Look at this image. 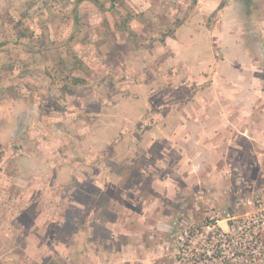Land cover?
<instances>
[{
  "label": "rangeland",
  "instance_id": "1",
  "mask_svg": "<svg viewBox=\"0 0 264 264\" xmlns=\"http://www.w3.org/2000/svg\"><path fill=\"white\" fill-rule=\"evenodd\" d=\"M98 1L0 0V264H177L264 194V0Z\"/></svg>",
  "mask_w": 264,
  "mask_h": 264
},
{
  "label": "built area",
  "instance_id": "2",
  "mask_svg": "<svg viewBox=\"0 0 264 264\" xmlns=\"http://www.w3.org/2000/svg\"><path fill=\"white\" fill-rule=\"evenodd\" d=\"M241 202L245 207L243 214L227 216L224 225L215 220L196 228L193 222L185 226L182 220L174 219L172 233L181 239V242L177 240L176 263L186 264L182 249L193 244L197 235L204 245L202 251L207 264H259L264 259V194L246 195ZM215 238L217 241L213 244Z\"/></svg>",
  "mask_w": 264,
  "mask_h": 264
},
{
  "label": "crops",
  "instance_id": "3",
  "mask_svg": "<svg viewBox=\"0 0 264 264\" xmlns=\"http://www.w3.org/2000/svg\"><path fill=\"white\" fill-rule=\"evenodd\" d=\"M167 36H169V35H167ZM234 48V47H233ZM253 46L252 45H249V46H247V50H248V52H253L254 50H253ZM258 48H259V53H260V55H262V57H263V54H264V47L261 45H259L258 46ZM237 50L238 51H242L240 48H237ZM242 63V62H241ZM262 64V65H261ZM236 65L240 68V67H242L243 68V65L242 64H240V63H236ZM242 65V66H241ZM257 64L255 63V62H253V59H250L249 61H247V67H246V72L248 73V74H250L251 73V70H252V74H253V72H254V70H256V69H258L257 68V66H256ZM259 65H261V67L263 68V69H259L260 71H262V72H264V61H263V63L261 62ZM237 67V68H238ZM236 68V67H235ZM246 73V75L248 76V74ZM261 73V72H260ZM246 76V77H247ZM255 76H257V78H256V80H253V83H248L249 82V80H246V77H245V79L243 78V80H242V82H237V85H239V87L241 88V86H242V83L243 84H246V85H254L250 90L248 89L247 90V93H245V96L244 97H242L241 99H243V100H249V101H254V100H264V86L262 85V82H261V79L260 78H263L264 77V75L263 76H260V78H259V72H256L255 73ZM252 78V77H251ZM248 79V78H247ZM234 83V82H233ZM238 92H240V90L238 91ZM244 94V93H243ZM251 127H248L247 129H246V131L245 132H240V134L242 135V136H240L241 138H242V140H247V139H245V138H247V135L246 134H248V135H252L253 134V132H257V133H261V132H263L262 130H261V132L259 131V129H256L255 127L253 128V131L250 129ZM246 133V134H245ZM158 228H161V226L159 225L158 226ZM163 228H164V226H163ZM129 250V249H128ZM127 250V251H128ZM144 252H146V251H144ZM128 253H129V251H128ZM106 255V256H105ZM145 256V257H144ZM144 256L142 255V257H140V261H141V264H150L149 263V256L147 257L145 254H144ZM118 256H114V254L113 253H108V252H104L103 253V256H100V255H97V256H94V261H98V262H101L102 264H107V263H109L110 261H111V259L112 258H114V259H116ZM153 264V263H152Z\"/></svg>",
  "mask_w": 264,
  "mask_h": 264
},
{
  "label": "trees",
  "instance_id": "4",
  "mask_svg": "<svg viewBox=\"0 0 264 264\" xmlns=\"http://www.w3.org/2000/svg\"><path fill=\"white\" fill-rule=\"evenodd\" d=\"M92 1H94L96 4L99 3L98 0H92ZM99 5H100V7H103V4H99ZM219 6H222V3H220ZM28 34H31V31L28 28H24V30L19 31V35H28ZM170 34H171V31H169L167 34L165 33L163 36L166 37L167 35H170ZM75 81H77V80H75Z\"/></svg>",
  "mask_w": 264,
  "mask_h": 264
}]
</instances>
